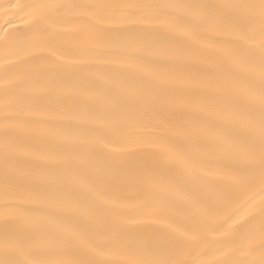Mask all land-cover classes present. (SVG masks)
I'll list each match as a JSON object with an SVG mask.
<instances>
[{
  "label": "bare ground",
  "instance_id": "1",
  "mask_svg": "<svg viewBox=\"0 0 264 264\" xmlns=\"http://www.w3.org/2000/svg\"><path fill=\"white\" fill-rule=\"evenodd\" d=\"M0 264H264V0H0Z\"/></svg>",
  "mask_w": 264,
  "mask_h": 264
}]
</instances>
